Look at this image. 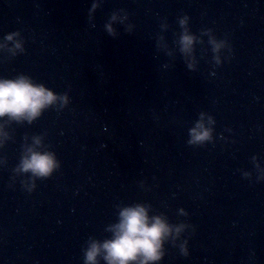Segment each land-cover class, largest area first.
I'll list each match as a JSON object with an SVG mask.
<instances>
[{
    "label": "water",
    "instance_id": "95a60500",
    "mask_svg": "<svg viewBox=\"0 0 264 264\" xmlns=\"http://www.w3.org/2000/svg\"><path fill=\"white\" fill-rule=\"evenodd\" d=\"M91 4L0 0V40L19 31L25 49L0 51V78L69 96L32 123L0 118V264H84L89 237L137 202L185 225L157 264H264V0H102L89 22ZM120 9L134 28L113 37ZM184 15L203 42L195 70L175 43ZM201 112L213 140L191 145ZM29 146L60 162L34 188L16 169Z\"/></svg>",
    "mask_w": 264,
    "mask_h": 264
},
{
    "label": "clouds",
    "instance_id": "9594fccd",
    "mask_svg": "<svg viewBox=\"0 0 264 264\" xmlns=\"http://www.w3.org/2000/svg\"><path fill=\"white\" fill-rule=\"evenodd\" d=\"M102 0H92L91 7L88 10L89 22L94 21V13L100 6ZM128 14L123 10L113 11L109 19L104 24L105 31L113 37L118 35L117 28L114 26L119 23L125 26V31L132 32L134 25L128 23ZM189 17L184 15L178 18L181 28L175 43L179 46V52L182 54L187 68L195 70L196 57L194 55V42L203 43L200 38L192 33L188 26ZM95 27L94 23H91ZM168 24L162 23L161 29L166 30ZM212 32L211 29L202 30V32ZM166 41L163 34L157 38V48L166 51L168 56L173 52L162 46ZM11 42V47H9ZM208 43L212 46L214 53L213 59L219 63L215 53L221 47L214 38H210ZM24 38L19 31L7 33L0 40V51L10 53L15 56L24 52ZM168 67V65H165ZM60 102L61 106L69 103L67 93L58 94L43 83L35 82L32 77L19 74L14 78H0V118L7 117L9 122L32 123L42 112ZM205 113L199 114L200 119L196 120L195 126L189 129L191 145L204 144L206 141L213 140V128L206 127L203 121ZM209 124L214 125L215 120L210 115ZM35 145H41L40 137L34 136ZM36 146H29L23 150L19 164L16 166L20 172L29 174V179L33 181L32 188L35 187L36 178H47L51 176L54 170L60 167V162L56 155L50 150H37ZM256 167L258 162L253 157ZM31 188V189H32ZM30 189V190H31ZM118 219L116 222L107 226L106 231L111 233L109 238L102 241L89 237L87 247L84 249V264H100L102 259L105 264H157L164 256V244L171 240L173 244L184 224L170 223L167 216L163 213L150 215L151 204L133 203L124 206H118ZM181 213L187 215L184 209ZM184 255L188 254L187 241L184 240L179 245Z\"/></svg>",
    "mask_w": 264,
    "mask_h": 264
}]
</instances>
